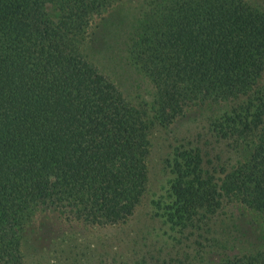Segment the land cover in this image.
<instances>
[{"label": "trees", "instance_id": "trees-1", "mask_svg": "<svg viewBox=\"0 0 264 264\" xmlns=\"http://www.w3.org/2000/svg\"><path fill=\"white\" fill-rule=\"evenodd\" d=\"M136 2L0 0V264H27L24 234L41 207L85 225L126 223L146 190L154 129L217 103L227 104L207 123L217 160L173 146L152 200L165 239L146 252L135 238L112 264H264V8ZM96 15L102 34L128 36L150 100H129L88 55ZM230 208L257 213L259 234L239 216L224 233Z\"/></svg>", "mask_w": 264, "mask_h": 264}, {"label": "rangeland", "instance_id": "rangeland-1", "mask_svg": "<svg viewBox=\"0 0 264 264\" xmlns=\"http://www.w3.org/2000/svg\"><path fill=\"white\" fill-rule=\"evenodd\" d=\"M252 1L264 8V0ZM103 16L96 15L87 29L86 43L95 50L88 52V55L129 100H150L153 86L130 61L127 53L128 36L112 37L107 33L102 34ZM226 107L227 104L224 103L195 105L189 107L169 126L154 129L147 159L146 190L141 203L126 223L106 227L85 225L68 220L54 210L41 207L24 234L23 252L27 264H69L72 256H76V261L79 259L80 264H112L113 255L128 256L129 251L124 252L121 249L135 238L141 242L138 245L146 252L154 235L165 239L164 227L152 214V200L164 193L170 177L164 160L171 155L173 146L188 142L200 146L209 157L217 160L222 147L208 135L207 123ZM216 146L218 148L214 151ZM230 211L224 219L227 223V226L224 225V233H234L233 221L237 220V216L244 219L243 225L249 229L257 233L260 231L258 227L261 220L257 213L245 208H230ZM251 240H258L256 234H253Z\"/></svg>", "mask_w": 264, "mask_h": 264}]
</instances>
